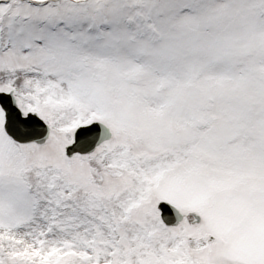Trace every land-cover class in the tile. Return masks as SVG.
<instances>
[{
  "label": "snow or ice",
  "instance_id": "1",
  "mask_svg": "<svg viewBox=\"0 0 264 264\" xmlns=\"http://www.w3.org/2000/svg\"><path fill=\"white\" fill-rule=\"evenodd\" d=\"M0 264H264V0H0Z\"/></svg>",
  "mask_w": 264,
  "mask_h": 264
}]
</instances>
